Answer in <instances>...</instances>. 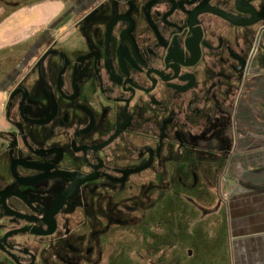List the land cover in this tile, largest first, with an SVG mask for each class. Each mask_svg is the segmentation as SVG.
<instances>
[{"label": "flooded vegetation", "instance_id": "obj_1", "mask_svg": "<svg viewBox=\"0 0 264 264\" xmlns=\"http://www.w3.org/2000/svg\"><path fill=\"white\" fill-rule=\"evenodd\" d=\"M66 12L65 32L0 50V264H148L151 244L163 264L176 245L148 233L174 230L176 202L192 227L259 171L264 0Z\"/></svg>", "mask_w": 264, "mask_h": 264}, {"label": "rangeland", "instance_id": "obj_2", "mask_svg": "<svg viewBox=\"0 0 264 264\" xmlns=\"http://www.w3.org/2000/svg\"><path fill=\"white\" fill-rule=\"evenodd\" d=\"M74 1L76 0H0V50L12 48L20 53L30 41L28 38L32 36L65 32L63 29L69 23L67 19L71 18L65 14ZM235 190L234 185L226 187L223 198L227 199ZM226 199L219 214L207 217L192 227L190 221L198 218L199 213L196 212L194 216L190 214L192 210L189 211L187 204L183 201L180 204L176 202L178 214L167 217L176 221L174 230L170 227L171 231L148 233L150 237L147 241L150 244L157 240V236H161L166 243L171 242L176 245V248L165 246L162 254L163 264H231L228 245L231 231L227 228ZM253 205L259 207L257 203H252ZM252 206L250 205V210ZM232 208L239 210L241 205L235 202ZM151 246L154 245L149 246L148 264H156V262L160 264L161 260L158 259L160 252L156 250L155 253H151ZM188 249L192 250L191 258L186 255ZM154 257L157 259L152 263Z\"/></svg>", "mask_w": 264, "mask_h": 264}, {"label": "crops", "instance_id": "obj_3", "mask_svg": "<svg viewBox=\"0 0 264 264\" xmlns=\"http://www.w3.org/2000/svg\"><path fill=\"white\" fill-rule=\"evenodd\" d=\"M1 57L9 60L8 53ZM2 95L0 94V100ZM259 171L252 175L240 172L234 185L235 191L227 197V228L231 264H264V147H260ZM241 205L239 210L232 206ZM252 203L259 205L256 208ZM250 205L252 206L250 210ZM251 217V218H249ZM252 234V235H248ZM240 236V237H239ZM252 254V256H249Z\"/></svg>", "mask_w": 264, "mask_h": 264}]
</instances>
